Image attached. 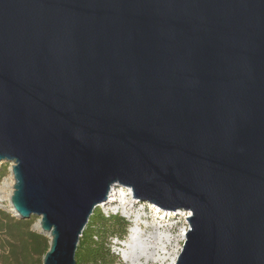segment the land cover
Instances as JSON below:
<instances>
[{
    "label": "water",
    "instance_id": "water-1",
    "mask_svg": "<svg viewBox=\"0 0 264 264\" xmlns=\"http://www.w3.org/2000/svg\"><path fill=\"white\" fill-rule=\"evenodd\" d=\"M2 161L43 264L114 186L191 212L174 264H264V0H0Z\"/></svg>",
    "mask_w": 264,
    "mask_h": 264
},
{
    "label": "trees",
    "instance_id": "trees-1",
    "mask_svg": "<svg viewBox=\"0 0 264 264\" xmlns=\"http://www.w3.org/2000/svg\"><path fill=\"white\" fill-rule=\"evenodd\" d=\"M0 166V186L8 174ZM36 216L20 219L0 207V264H43L50 238L34 229ZM130 222L119 213H104L98 207L91 215L76 251V264H118L112 251L129 239Z\"/></svg>",
    "mask_w": 264,
    "mask_h": 264
},
{
    "label": "rangeland",
    "instance_id": "rangeland-1",
    "mask_svg": "<svg viewBox=\"0 0 264 264\" xmlns=\"http://www.w3.org/2000/svg\"><path fill=\"white\" fill-rule=\"evenodd\" d=\"M3 164L8 165L9 172L2 181V183L4 184H1L0 186V198L2 199L0 203L4 205V207H2L3 209L10 210V196L12 194L13 184L15 181L10 171L11 163H8L6 161L0 162V166ZM5 183H8V185L5 186ZM116 193L117 194L113 197L112 202L106 203L105 205H99L98 208L101 209L104 213H119V215L124 217L126 221H129L131 224L128 233L129 238L133 229H135L136 226H138L140 223L143 226V230L141 233H145L147 236H150L152 233H163L161 235H165L164 233L167 227L159 229L154 227L155 225L163 226V224H165L174 226L171 232L168 233L169 235H172L175 238V241L169 245V250H171V254L167 256L168 258L166 262L156 263L174 264L182 252V247L186 239V235H180L181 229L182 227H187L189 229L190 224L186 217L191 215V212L184 209L179 210L180 212L171 210H161L158 206L152 203L150 204L147 201L134 197L132 190L128 189V187H117ZM167 212H169L168 215L174 214V217H176V219H171L169 221H166V223H162L160 219L163 215H166ZM124 243L125 242H123V245H121V247L115 246L112 251L120 259V263L118 264H133L132 261H130L127 257V252L124 249ZM141 264H143L142 261Z\"/></svg>",
    "mask_w": 264,
    "mask_h": 264
},
{
    "label": "bare ground",
    "instance_id": "bare-ground-1",
    "mask_svg": "<svg viewBox=\"0 0 264 264\" xmlns=\"http://www.w3.org/2000/svg\"><path fill=\"white\" fill-rule=\"evenodd\" d=\"M7 185L8 183H5V186ZM116 188V186L111 188V192L108 196V199L100 205H105L106 203L112 202L113 197L117 194ZM168 214L169 212H167L166 215H163L161 217L160 220L162 223H166V221H169L171 219H176V217H174V214ZM154 227L159 229L167 227L164 233L165 235H161L163 233H152L150 236H147L145 233H141L143 230V226L140 223L138 226H136L135 229H133L130 234V238L125 241L124 249L127 252V257L130 261H132L133 264H141V261L143 262V264H156L166 262L168 258L167 256L171 254V250H169V245L175 241V238L172 235H169L168 233L171 232L174 226L163 224V226L155 225ZM187 231V227H182L180 235L185 236Z\"/></svg>",
    "mask_w": 264,
    "mask_h": 264
}]
</instances>
